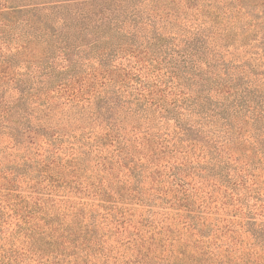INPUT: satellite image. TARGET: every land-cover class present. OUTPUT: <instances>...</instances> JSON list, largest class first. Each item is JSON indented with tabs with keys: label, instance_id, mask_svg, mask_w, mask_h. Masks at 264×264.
<instances>
[{
	"label": "trees",
	"instance_id": "1",
	"mask_svg": "<svg viewBox=\"0 0 264 264\" xmlns=\"http://www.w3.org/2000/svg\"><path fill=\"white\" fill-rule=\"evenodd\" d=\"M208 8L0 0V30L21 28L19 49L38 52L13 68L0 31V137L30 157L53 145L16 169L57 175L71 202L12 233L24 261L264 264V33L246 57L257 23L239 39L243 6L227 28Z\"/></svg>",
	"mask_w": 264,
	"mask_h": 264
},
{
	"label": "rangeland",
	"instance_id": "2",
	"mask_svg": "<svg viewBox=\"0 0 264 264\" xmlns=\"http://www.w3.org/2000/svg\"><path fill=\"white\" fill-rule=\"evenodd\" d=\"M201 2L203 5L208 4L209 7L213 5V8L208 9L219 11V20L226 22L224 28L229 27V21L234 20L232 16L236 14L239 7L243 6V11L239 13L237 19V21H239L241 18L242 23L235 26L234 30L239 33V39H243L242 35L245 33V29L243 28L245 23L249 25L257 23L255 30L248 33L249 39L240 40V42L242 44L246 43V48L251 47L247 51L248 56L246 57L256 55L258 52L262 51L258 43L260 36L264 33V0H201ZM11 5L13 4L9 6ZM201 8L206 9L203 8V6H201ZM193 12L194 10H191V13ZM225 13H231L230 15L232 16H225ZM204 17L203 15V18ZM259 24L260 26H258ZM220 27H222V25H220ZM0 31L3 32L1 36L3 41L7 42L12 40L5 46V49H2L7 60L11 61L13 68H20L21 72H23L22 68L25 67L26 62L30 61L29 57H35L38 52L34 55L30 53V49H27V51L19 49L22 43L17 42L16 39L21 35V28L8 27L6 30ZM256 38L257 40H255ZM238 44L239 42L230 46L231 50L240 47ZM49 56L50 60H47ZM53 58L52 54L44 57V64L46 65L47 62L51 61ZM16 117L18 116L16 115ZM80 132V130H77L78 134ZM42 141L40 144H42ZM73 141L74 140L68 137L59 139L58 143H64L65 147L69 149L70 146L73 145L71 144ZM43 145L44 146L40 150L33 149L34 155L30 157L28 151L15 147L7 134L0 137V264H33V262H29L28 259L25 261L23 260L26 254L25 253L23 256V252L28 245L27 238L19 236V234L17 235L19 236L18 238H13L11 236L12 233L20 230V227L27 230L34 227L35 224L45 223V221L53 222L57 220V211L71 204V202L68 201L70 195H68L69 193L66 191L68 187H64V182H62L57 175L37 169L34 171L32 177H26L21 173L23 168L20 170L16 169V167L22 165L26 159H28L32 165L35 164L36 161L44 162V156L47 155L48 150H55V147L53 145L49 146L47 143ZM68 153L69 151L59 152L58 154H60L61 158H59L58 161H65L63 158L66 159ZM53 162V159H48L46 163ZM74 185L76 184L73 183L71 187ZM78 200L79 199L76 201ZM33 215L34 217L31 218ZM47 249L53 252L57 250V247L48 245ZM56 257L57 255L54 253L51 264L55 263Z\"/></svg>",
	"mask_w": 264,
	"mask_h": 264
}]
</instances>
